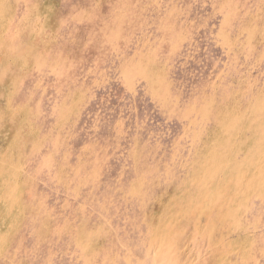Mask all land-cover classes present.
<instances>
[{
  "label": "rangeland",
  "instance_id": "rangeland-1",
  "mask_svg": "<svg viewBox=\"0 0 264 264\" xmlns=\"http://www.w3.org/2000/svg\"><path fill=\"white\" fill-rule=\"evenodd\" d=\"M0 264H264V0H0Z\"/></svg>",
  "mask_w": 264,
  "mask_h": 264
}]
</instances>
